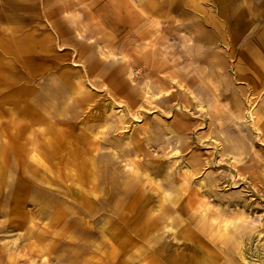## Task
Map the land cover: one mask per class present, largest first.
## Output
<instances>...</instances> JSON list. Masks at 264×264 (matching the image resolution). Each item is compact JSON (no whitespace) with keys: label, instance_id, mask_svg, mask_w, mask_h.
Returning a JSON list of instances; mask_svg holds the SVG:
<instances>
[{"label":"rangeland","instance_id":"374dc122","mask_svg":"<svg viewBox=\"0 0 264 264\" xmlns=\"http://www.w3.org/2000/svg\"><path fill=\"white\" fill-rule=\"evenodd\" d=\"M128 2L0 0V264H264V0Z\"/></svg>","mask_w":264,"mask_h":264},{"label":"crops","instance_id":"0c3cea01","mask_svg":"<svg viewBox=\"0 0 264 264\" xmlns=\"http://www.w3.org/2000/svg\"><path fill=\"white\" fill-rule=\"evenodd\" d=\"M131 2H128V3H133L134 0H130ZM135 3V2H134ZM136 6L138 7L139 5L136 3ZM223 9V8H222ZM141 11H144V10H141ZM224 9L221 11V17H224L225 13H224ZM145 12V11H144ZM104 24H106L105 21H103ZM228 23V21L225 22V24ZM108 24V23H107ZM237 25H239V23H237ZM232 27H236V25H232ZM231 27V28H232ZM231 28H228V35H227V38L228 39H231V41H233V38H231V33H232V29ZM240 27H237V29H239ZM240 34V35H239ZM237 33L235 35V29H234V35L235 37H240L243 33ZM223 40H224V36L222 37ZM221 38V39H222ZM257 43L259 45V48L262 47L263 50H264V33H262L258 39H257ZM256 56V55H254ZM245 65H246V70L248 72V75L245 76V78H247L248 81H250L252 83V87L254 90H257L259 87H263L264 88V63L261 65L260 63L257 64L255 67L253 66L252 62H250V58H247L245 59ZM221 70L224 69V67L222 66V63L220 62L219 65ZM221 75V73H219ZM252 114V113H251Z\"/></svg>","mask_w":264,"mask_h":264},{"label":"bare ground","instance_id":"6f19581e","mask_svg":"<svg viewBox=\"0 0 264 264\" xmlns=\"http://www.w3.org/2000/svg\"><path fill=\"white\" fill-rule=\"evenodd\" d=\"M206 264V263H205Z\"/></svg>","mask_w":264,"mask_h":264}]
</instances>
